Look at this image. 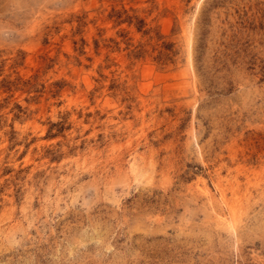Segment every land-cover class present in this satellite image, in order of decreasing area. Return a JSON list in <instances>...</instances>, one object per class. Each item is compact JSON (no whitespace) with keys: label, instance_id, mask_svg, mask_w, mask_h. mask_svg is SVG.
Returning a JSON list of instances; mask_svg holds the SVG:
<instances>
[{"label":"rangeland","instance_id":"rangeland-1","mask_svg":"<svg viewBox=\"0 0 264 264\" xmlns=\"http://www.w3.org/2000/svg\"><path fill=\"white\" fill-rule=\"evenodd\" d=\"M0 264H264V0H0Z\"/></svg>","mask_w":264,"mask_h":264},{"label":"bare ground","instance_id":"bare-ground-1","mask_svg":"<svg viewBox=\"0 0 264 264\" xmlns=\"http://www.w3.org/2000/svg\"><path fill=\"white\" fill-rule=\"evenodd\" d=\"M235 227V226H234Z\"/></svg>","mask_w":264,"mask_h":264}]
</instances>
